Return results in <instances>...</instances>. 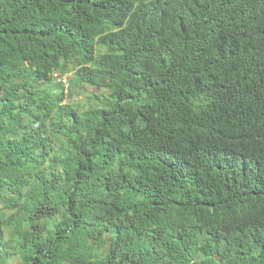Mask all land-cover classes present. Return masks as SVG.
<instances>
[{"label":"trees","instance_id":"trees-1","mask_svg":"<svg viewBox=\"0 0 264 264\" xmlns=\"http://www.w3.org/2000/svg\"><path fill=\"white\" fill-rule=\"evenodd\" d=\"M0 264H264V0H0Z\"/></svg>","mask_w":264,"mask_h":264},{"label":"rangeland","instance_id":"rangeland-1","mask_svg":"<svg viewBox=\"0 0 264 264\" xmlns=\"http://www.w3.org/2000/svg\"><path fill=\"white\" fill-rule=\"evenodd\" d=\"M71 76H69L68 75V79L70 78ZM56 81H59V78H56ZM89 94V92L88 91H86V94ZM90 93H95V94H98V91H96V90H92V91H90ZM80 101H81V103L83 102V103H85V97H83V96H80Z\"/></svg>","mask_w":264,"mask_h":264},{"label":"clouds","instance_id":"clouds-1","mask_svg":"<svg viewBox=\"0 0 264 264\" xmlns=\"http://www.w3.org/2000/svg\"><path fill=\"white\" fill-rule=\"evenodd\" d=\"M56 78H59V81L58 82H62L63 84H67L68 82V76H65V77H61V75H55V79Z\"/></svg>","mask_w":264,"mask_h":264}]
</instances>
